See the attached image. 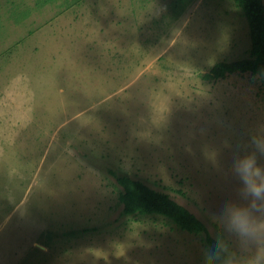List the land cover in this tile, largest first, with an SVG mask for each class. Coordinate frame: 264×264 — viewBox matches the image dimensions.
Masks as SVG:
<instances>
[{"label":"rangeland","instance_id":"374dc122","mask_svg":"<svg viewBox=\"0 0 264 264\" xmlns=\"http://www.w3.org/2000/svg\"><path fill=\"white\" fill-rule=\"evenodd\" d=\"M249 49L232 0H0V264H202L203 235L123 213L119 175L247 264L219 212L241 199L232 160L264 131V86L202 74Z\"/></svg>","mask_w":264,"mask_h":264},{"label":"clouds","instance_id":"9594fccd","mask_svg":"<svg viewBox=\"0 0 264 264\" xmlns=\"http://www.w3.org/2000/svg\"><path fill=\"white\" fill-rule=\"evenodd\" d=\"M254 80H264V67L254 73ZM251 150L237 151L232 160V172L240 183L238 201L226 202L220 212L225 232L234 236L242 252L252 250L247 264H264V168L257 163L264 156V131L261 126L249 135ZM260 202V205L257 202ZM202 264H233L234 257L225 239L217 235L201 250Z\"/></svg>","mask_w":264,"mask_h":264},{"label":"trees","instance_id":"16d2710c","mask_svg":"<svg viewBox=\"0 0 264 264\" xmlns=\"http://www.w3.org/2000/svg\"><path fill=\"white\" fill-rule=\"evenodd\" d=\"M242 11L249 25L250 49L246 58L215 63L207 73L205 80L225 78L234 73L254 75L264 67V0H232ZM264 86V80H260ZM117 182L122 187L119 202L127 216L153 215L169 220L180 230L194 235H203L206 244L213 237L205 224L184 206L174 201L166 192L156 190L139 179L128 175H119Z\"/></svg>","mask_w":264,"mask_h":264}]
</instances>
